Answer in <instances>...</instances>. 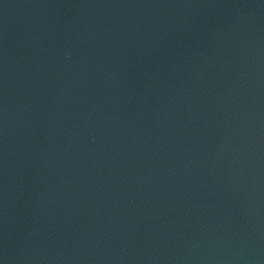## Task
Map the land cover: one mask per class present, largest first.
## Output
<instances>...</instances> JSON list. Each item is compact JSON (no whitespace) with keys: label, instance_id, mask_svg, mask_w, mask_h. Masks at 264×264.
I'll return each mask as SVG.
<instances>
[{"label":"water","instance_id":"1","mask_svg":"<svg viewBox=\"0 0 264 264\" xmlns=\"http://www.w3.org/2000/svg\"><path fill=\"white\" fill-rule=\"evenodd\" d=\"M0 264H264V0H0Z\"/></svg>","mask_w":264,"mask_h":264}]
</instances>
